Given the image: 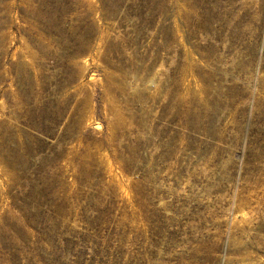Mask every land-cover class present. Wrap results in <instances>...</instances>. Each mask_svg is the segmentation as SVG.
I'll return each mask as SVG.
<instances>
[{"label": "rangeland", "instance_id": "374dc122", "mask_svg": "<svg viewBox=\"0 0 264 264\" xmlns=\"http://www.w3.org/2000/svg\"><path fill=\"white\" fill-rule=\"evenodd\" d=\"M0 264H264V0H0Z\"/></svg>", "mask_w": 264, "mask_h": 264}]
</instances>
